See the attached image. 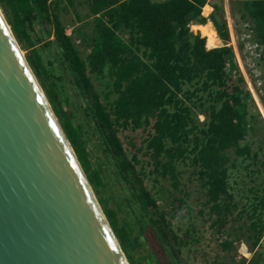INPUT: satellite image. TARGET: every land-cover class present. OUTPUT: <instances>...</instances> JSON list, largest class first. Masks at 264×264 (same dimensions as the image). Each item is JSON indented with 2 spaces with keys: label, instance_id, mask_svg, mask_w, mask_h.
I'll return each instance as SVG.
<instances>
[{
  "label": "trees",
  "instance_id": "16d2710c",
  "mask_svg": "<svg viewBox=\"0 0 264 264\" xmlns=\"http://www.w3.org/2000/svg\"><path fill=\"white\" fill-rule=\"evenodd\" d=\"M233 2L250 19L264 60V0ZM206 3L81 0L87 13L77 21L94 19L84 24L87 35L84 27L77 32L84 57L60 19L73 0H0L129 264H182L181 229L167 212L175 202L185 205L173 195L182 194L180 168L203 193L211 227L242 222L254 256L247 264H262L256 250L264 247V146L253 147L257 118L233 50L207 49L190 30L206 23ZM208 20L227 41L219 6ZM133 134L144 137L136 143ZM194 230L189 225L183 234ZM142 249L147 254L137 256Z\"/></svg>",
  "mask_w": 264,
  "mask_h": 264
},
{
  "label": "water",
  "instance_id": "95a60500",
  "mask_svg": "<svg viewBox=\"0 0 264 264\" xmlns=\"http://www.w3.org/2000/svg\"><path fill=\"white\" fill-rule=\"evenodd\" d=\"M0 264H129L1 8Z\"/></svg>",
  "mask_w": 264,
  "mask_h": 264
},
{
  "label": "rangeland",
  "instance_id": "374dc122",
  "mask_svg": "<svg viewBox=\"0 0 264 264\" xmlns=\"http://www.w3.org/2000/svg\"><path fill=\"white\" fill-rule=\"evenodd\" d=\"M73 1L75 6L73 8L68 6L67 11L60 14V19L66 27V34L72 37L74 44L79 47L81 54L86 57L88 50L83 47L82 38L77 32L84 27L85 22L92 23L94 19L90 18L87 21L78 22L77 15L82 18L87 13V9L85 6L78 4L81 0ZM233 1L227 4L223 0H217V4H221L219 7L222 11V17L226 18L227 11H229L233 19L232 34L234 42L232 49H234V57L244 80V87L251 95L252 109H250V114L257 118V121L251 123L256 127L255 133L251 134V140L254 143L253 147H256V145L264 146V60L261 59L262 49L258 46V39L250 19L245 18L241 5ZM224 6L225 8H223ZM208 11L209 8L204 9L205 13ZM88 32L89 28L84 27L83 33L87 35ZM50 40H53V38ZM229 41L228 39L222 42L224 45H228ZM43 43L44 41H41L36 47L42 46ZM22 52L24 55L26 54L25 51L22 50ZM46 58L44 57L45 60ZM198 119L205 121V116L198 114ZM132 136L138 139H135L136 143L140 142L144 137L143 134H133ZM139 157L142 161L146 160L142 153ZM179 170L185 171L179 187L182 190V194L174 190L173 195L178 199H183L185 205L179 206L180 204L175 202V209H167V212L170 216H173L174 228L180 227L181 229V231H178V236L183 241H181V245H178V249L180 250L179 257L182 264H247L250 262L254 256L253 252L248 248L245 238L241 237L240 226L242 222L231 220L223 228L211 227L208 211L202 205L205 199L197 182L189 180V170L186 168H180ZM242 172L244 175V171ZM237 175L239 174H235V177ZM236 180L239 181L238 189L240 194L242 189L240 178ZM146 185L150 188L148 182H146ZM160 185L165 191L170 189L172 193L173 189L166 182H162ZM169 201H172V198ZM201 210H204L203 214H200L199 211ZM189 225L194 226L196 230L191 231L186 237L183 233ZM225 241L231 245L230 248L226 249L222 246ZM143 250H139L137 256H141ZM256 251L264 253V247ZM261 263L264 264V257Z\"/></svg>",
  "mask_w": 264,
  "mask_h": 264
},
{
  "label": "crops",
  "instance_id": "0c3cea01",
  "mask_svg": "<svg viewBox=\"0 0 264 264\" xmlns=\"http://www.w3.org/2000/svg\"><path fill=\"white\" fill-rule=\"evenodd\" d=\"M230 1H232V0H223V2H225L227 4ZM220 5L221 4H219V3L217 4V0H207L206 5L202 9V17L206 19V23L205 24L191 23L190 26H189L190 27V30L192 32L199 33L201 35V37L205 38V40H206V48L207 49H215V48H219V47L224 46V43L218 37V35H217V33H216L215 29H214L213 24L211 23V21L208 20L209 14L213 11V7L220 6ZM205 8H209V11L207 13L204 12V9ZM223 8H225V6ZM227 17L224 18V19H225V23H226V27H227V31H228V39L230 41L228 42V45H226V46H228V47H230L232 49L233 48V42H234V36L232 34L233 33V28H232V21H233V19H232L231 13L229 11H227ZM204 28H207L208 29V33H211V34L213 33V35L215 36V38H218L220 40L219 41L218 39H216L218 41V44H215L214 47L207 46L208 45L207 44V42H208V36L207 35H204V33L202 31ZM232 50L234 51V49H232Z\"/></svg>",
  "mask_w": 264,
  "mask_h": 264
},
{
  "label": "bare ground",
  "instance_id": "6f19581e",
  "mask_svg": "<svg viewBox=\"0 0 264 264\" xmlns=\"http://www.w3.org/2000/svg\"><path fill=\"white\" fill-rule=\"evenodd\" d=\"M196 29V28H195ZM203 33H204V35H207L208 36V42H207V46H209V47H214L215 46V44H218V41L216 40V39H218V38H215V36L213 35V33L211 34V33H208V29L207 28H204L203 30ZM212 31V30H211ZM219 40V39H218ZM220 41V40H219ZM220 44V43H219ZM208 47V48H209Z\"/></svg>",
  "mask_w": 264,
  "mask_h": 264
},
{
  "label": "built area",
  "instance_id": "2783aa9c",
  "mask_svg": "<svg viewBox=\"0 0 264 264\" xmlns=\"http://www.w3.org/2000/svg\"><path fill=\"white\" fill-rule=\"evenodd\" d=\"M262 52V51H261Z\"/></svg>",
  "mask_w": 264,
  "mask_h": 264
}]
</instances>
